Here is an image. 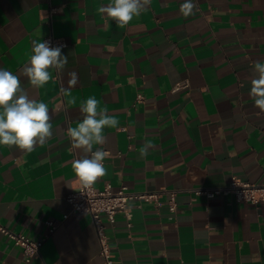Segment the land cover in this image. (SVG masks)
Here are the masks:
<instances>
[{"label":"crops","instance_id":"obj_1","mask_svg":"<svg viewBox=\"0 0 264 264\" xmlns=\"http://www.w3.org/2000/svg\"><path fill=\"white\" fill-rule=\"evenodd\" d=\"M109 2L0 0V67L19 75L32 41L51 34L68 56L39 89L20 77L29 98L48 105L53 134L31 153L0 146V225L43 245L28 263L0 232V264H104L91 216L67 200L81 156L67 129L88 98L119 121L93 148L111 154L96 186L178 191L176 212L133 201L131 227L123 213L107 226L119 264H264V204L195 193L233 176L264 184V112L248 94L254 63L264 62V0H194L188 17L183 0H151L126 28L99 13ZM185 79L190 86L173 91ZM145 140L153 147L141 157Z\"/></svg>","mask_w":264,"mask_h":264},{"label":"clouds","instance_id":"obj_2","mask_svg":"<svg viewBox=\"0 0 264 264\" xmlns=\"http://www.w3.org/2000/svg\"><path fill=\"white\" fill-rule=\"evenodd\" d=\"M151 0H110L101 5L99 13L106 21H114L119 28H126L134 18L147 12ZM194 0H183L180 12L188 17L194 14ZM68 63V56L62 54V46L51 47L49 42L32 41L31 55L19 75L0 67V146L15 147L31 153L37 145H43L53 134L48 105L30 99L22 86L21 76L26 77L34 88H41L52 80V71H62ZM254 78L249 91L254 106L264 112V62L257 61L253 67ZM73 77L75 76L72 73ZM75 103V101H72ZM100 102L88 98L81 104L82 119L76 127L67 129L71 148L80 150L81 156L74 159L72 169L80 182V192L92 189L96 182L107 174L104 165L106 152L102 147L106 128H116L119 121L109 114ZM153 145L145 140L139 154L144 157Z\"/></svg>","mask_w":264,"mask_h":264},{"label":"built area","instance_id":"obj_3","mask_svg":"<svg viewBox=\"0 0 264 264\" xmlns=\"http://www.w3.org/2000/svg\"><path fill=\"white\" fill-rule=\"evenodd\" d=\"M45 41L49 42L51 47L62 46L63 48L67 45V42L63 38L56 37L53 34L47 36L43 42ZM189 86V80L185 79L175 84L173 91H178ZM122 129L126 130V128ZM93 150L95 151L96 149ZM104 151L106 152L105 165L106 159L111 154L107 150ZM80 188L81 185L79 184L76 189L68 194L67 200L71 203L75 212L91 216L99 237V254L104 264H119V261L114 256L107 226L114 225L117 215L123 213L127 219L128 227H131L133 219L131 202L149 203L156 208L168 204L172 212H176L178 207V191L174 189L162 188L156 192H139L130 190L128 186H121L115 190L111 182H105L101 188L95 184L92 189L86 190L84 193L80 192ZM195 193L207 198L232 194L238 201H245L255 205L264 204V184L244 181L237 176H233L229 184L225 186L198 188L195 190ZM164 195L167 196L166 200L164 199ZM65 217H68V215H65ZM47 224L50 226L51 232L57 227L55 221H48ZM0 232L8 236L15 245L23 249L26 262L30 263L39 257L43 240H32L24 234L12 232L1 225Z\"/></svg>","mask_w":264,"mask_h":264}]
</instances>
